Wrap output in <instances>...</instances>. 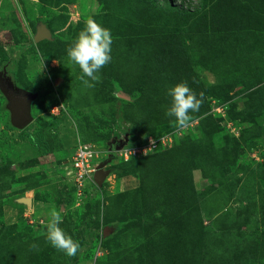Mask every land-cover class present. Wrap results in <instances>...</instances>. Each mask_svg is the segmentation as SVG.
Wrapping results in <instances>:
<instances>
[{
    "label": "rangeland",
    "instance_id": "rangeland-1",
    "mask_svg": "<svg viewBox=\"0 0 264 264\" xmlns=\"http://www.w3.org/2000/svg\"><path fill=\"white\" fill-rule=\"evenodd\" d=\"M89 18L113 39L94 87L67 56ZM180 82L203 93L183 130ZM1 86L34 96L25 129ZM80 144L100 187L62 171ZM53 209L76 257L46 239ZM0 264H264V0H0Z\"/></svg>",
    "mask_w": 264,
    "mask_h": 264
},
{
    "label": "clouds",
    "instance_id": "clouds-1",
    "mask_svg": "<svg viewBox=\"0 0 264 264\" xmlns=\"http://www.w3.org/2000/svg\"><path fill=\"white\" fill-rule=\"evenodd\" d=\"M112 43L111 31L89 18L75 43L67 49L69 60L82 70L81 81L85 87H94L95 83L101 81L99 73L112 59ZM168 95L172 97V104L166 115L175 118L178 130L186 129L193 120L189 113L198 112L202 106L203 93L198 98L186 82H180L169 89ZM61 223V214L53 209L47 224L46 239L56 250L68 257H76L81 245L60 227Z\"/></svg>",
    "mask_w": 264,
    "mask_h": 264
},
{
    "label": "built area",
    "instance_id": "built-area-1",
    "mask_svg": "<svg viewBox=\"0 0 264 264\" xmlns=\"http://www.w3.org/2000/svg\"><path fill=\"white\" fill-rule=\"evenodd\" d=\"M144 136L145 141H147V137L149 138L148 143L150 144V146H155L156 142L159 141L158 139H156L157 137H154L150 134H146ZM138 149H142V146L140 147V145H135L133 150L130 149L131 155H135L136 151L138 152ZM117 152L119 153V155L123 154L126 156L128 149L124 150V147H121L114 153L116 154ZM98 157V151L93 150L91 145L80 144L77 147L75 154L73 155L71 164L70 161H67L62 167V171L66 173L69 181L78 188L85 186L87 183H90L92 186H94L96 183L94 179L95 174L98 171L100 165L103 163V161Z\"/></svg>",
    "mask_w": 264,
    "mask_h": 264
},
{
    "label": "water",
    "instance_id": "water-1",
    "mask_svg": "<svg viewBox=\"0 0 264 264\" xmlns=\"http://www.w3.org/2000/svg\"><path fill=\"white\" fill-rule=\"evenodd\" d=\"M50 34L45 27L42 28L41 31L37 33L34 38L35 42L40 41L44 38H49ZM6 98L9 101V109L11 112V120L14 126L18 127L19 129H25L31 122V102L34 99V96L30 93H22V95L17 96L13 93L9 92L4 86H1ZM107 163H102L95 174V182L100 187L108 175L109 171H104L103 169ZM27 205H31L32 201L30 199L22 200ZM107 233V229H105Z\"/></svg>",
    "mask_w": 264,
    "mask_h": 264
},
{
    "label": "trees",
    "instance_id": "trees-1",
    "mask_svg": "<svg viewBox=\"0 0 264 264\" xmlns=\"http://www.w3.org/2000/svg\"><path fill=\"white\" fill-rule=\"evenodd\" d=\"M141 85H142V83H141ZM168 130H171V129L168 128L167 131ZM147 132H149V133H147V135L150 134V135H152L154 137H160L166 131H162L160 129H156L154 131L153 130H149ZM32 144L38 150L44 149V151H46V152L49 151L48 150V143H47V141L45 139H43V137L41 135H38L37 139H34ZM94 188H95V185H94ZM93 206H94V204H93Z\"/></svg>",
    "mask_w": 264,
    "mask_h": 264
}]
</instances>
